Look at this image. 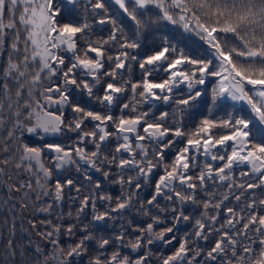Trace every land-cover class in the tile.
<instances>
[{
  "label": "snow or ice",
  "instance_id": "6c2138e0",
  "mask_svg": "<svg viewBox=\"0 0 264 264\" xmlns=\"http://www.w3.org/2000/svg\"><path fill=\"white\" fill-rule=\"evenodd\" d=\"M0 189V264H264V0H0Z\"/></svg>",
  "mask_w": 264,
  "mask_h": 264
},
{
  "label": "trees",
  "instance_id": "16d2710c",
  "mask_svg": "<svg viewBox=\"0 0 264 264\" xmlns=\"http://www.w3.org/2000/svg\"><path fill=\"white\" fill-rule=\"evenodd\" d=\"M61 6H63V4L61 3ZM80 11H82V9H80ZM88 20L89 22H91L92 18H91V15L89 14L88 15ZM92 31L94 33V36L92 37L93 39H96V38H106L107 35L109 34V31H108V27L105 26L104 27V30L103 31H100L99 30V27L96 26V25H93V28H92ZM170 39H172V42L177 44L180 48H183L185 50L186 53L188 54H191L192 53V49L191 47H188L185 45V43H182L180 42L179 40H176V39H173L172 37H170ZM139 76H140V73H139V69L133 65V69H132V75H131V79L133 80V82H135L136 80L139 79ZM128 78V77H126ZM162 78H166L164 76L163 73H160L157 77V79H162ZM215 81H213L214 83ZM212 85H207V87H211ZM186 92V89L181 86V91L178 92V93H175L176 96H181V95H184ZM130 95V94H129ZM76 99H80V94L77 93L76 96H75ZM207 99V97L205 98ZM157 105H158V111H157V115L159 114V111H168L170 114L173 112V110L175 109V104H171L170 106L169 105H165L163 104V102H156ZM227 103L231 104L232 102L228 101ZM147 106H145L146 108ZM207 107L208 105L207 104H202V105H199V108H200V117L198 118H202L203 116H207L209 115V113L207 112ZM237 108L239 107H242V105H237L236 106ZM230 111H233L232 108H226L224 111H218L216 114H215V117L214 118H227L226 117V113L227 112H230ZM237 114H240V113H237ZM66 118L67 119H71V114L70 112H66ZM171 122V121H170ZM185 126L187 129H192L194 127V121L190 118V117H186L185 118ZM91 127V125H89V128ZM70 135H74V134H70ZM31 141L34 143V144H40V140L33 136L31 137ZM169 159H171V156H169ZM201 163H203V161H201ZM51 166V165H49ZM93 177L96 178L98 177L100 174L99 173H96V172H93ZM72 176H78L79 174L78 173H75L74 171L71 173ZM83 191H86V189H84ZM108 191L111 192V194L113 195V197L117 196L120 194V188L118 185H114V184H108ZM147 191L148 190H145L144 192H142L140 194L141 198H145L146 195H147ZM220 191H224V189H220ZM3 195V189H0V196ZM76 194L74 192H69L68 189H65V201H64V207H63V211L66 213L68 212L70 209L72 211H75V208L78 206L76 204L73 203V201L70 199V196H75ZM202 199V197H201ZM229 206H232V205H229ZM98 208H99V204H98ZM192 208L193 206L192 205H188L186 207V211H185V214L186 215H193V212H192ZM100 211H103V208H99ZM195 216H199V212H196L194 214ZM25 216L28 217L29 219L31 218L30 216H28V213L25 212ZM90 216H91V211L89 210L88 212V219H90ZM88 219H84V223H88ZM147 218L146 217H143L141 215H136L135 214V209H133V213L132 214H128V213H125L124 214V219L122 220H119V221H116L114 223V228L115 229H119L121 224L125 222V220H132L133 221V225H135L137 222L139 221H142V220H146ZM109 226L112 227L113 226V222L112 221H109ZM193 224H194V220L193 221H190V222H187V223H182L180 225V231L177 233V236L178 237H183L185 233H191L193 231ZM24 226L27 227V221L25 220L24 222ZM90 227H92L90 225ZM102 231V229H101ZM79 235V234H77ZM209 243H211V241H209ZM200 246L203 247L204 246V242H200ZM167 246H163L161 247V251H164L165 254H168L167 251H165V248ZM153 251L156 252L157 249L156 248H153Z\"/></svg>",
  "mask_w": 264,
  "mask_h": 264
}]
</instances>
